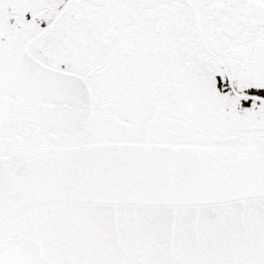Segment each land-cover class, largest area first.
Instances as JSON below:
<instances>
[{
	"label": "snow or ice",
	"instance_id": "snow-or-ice-1",
	"mask_svg": "<svg viewBox=\"0 0 264 264\" xmlns=\"http://www.w3.org/2000/svg\"><path fill=\"white\" fill-rule=\"evenodd\" d=\"M0 264H264V0H0Z\"/></svg>",
	"mask_w": 264,
	"mask_h": 264
}]
</instances>
